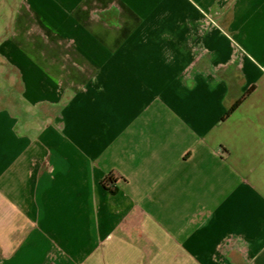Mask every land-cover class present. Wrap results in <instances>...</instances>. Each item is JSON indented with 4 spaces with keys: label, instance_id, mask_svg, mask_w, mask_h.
<instances>
[{
    "label": "crops",
    "instance_id": "obj_1",
    "mask_svg": "<svg viewBox=\"0 0 264 264\" xmlns=\"http://www.w3.org/2000/svg\"><path fill=\"white\" fill-rule=\"evenodd\" d=\"M0 264H264V0H0Z\"/></svg>",
    "mask_w": 264,
    "mask_h": 264
},
{
    "label": "trees",
    "instance_id": "obj_2",
    "mask_svg": "<svg viewBox=\"0 0 264 264\" xmlns=\"http://www.w3.org/2000/svg\"><path fill=\"white\" fill-rule=\"evenodd\" d=\"M21 92V89H19L17 96H19ZM252 92V90H250L249 92H247L246 95L250 94ZM246 96H244L242 99H240L235 106L228 112L225 114V116L223 117V120L227 119L228 117H230V115H232V113L234 112V110L237 108V106L245 99ZM39 111H40V106L38 107ZM21 115V114H20ZM21 116H25L26 119H33L35 116L32 115H28V114H23ZM23 122V120H21V123ZM20 126L16 127V130L19 131L20 130ZM116 183L115 179L113 176L109 175L107 177H105L102 181V185L103 187L109 192L110 195H116L118 190L114 187V184Z\"/></svg>",
    "mask_w": 264,
    "mask_h": 264
},
{
    "label": "rangeland",
    "instance_id": "obj_3",
    "mask_svg": "<svg viewBox=\"0 0 264 264\" xmlns=\"http://www.w3.org/2000/svg\"><path fill=\"white\" fill-rule=\"evenodd\" d=\"M42 1H43V3L47 4V1H48V0H42ZM26 61H28V60H25V61H23V62H26ZM25 65L28 66L29 64L26 63ZM39 79H41V73H38V72H37V73H33V76H32V77H29V76L27 77V81H28V89L30 90V94H31L32 96H34V97H36V93L38 92V87L35 86L34 84H36L37 80H39ZM245 93H246V92H245ZM19 97H20V96H19ZM12 98H14V96H12ZM21 98H22V97H21ZM30 100H31L30 98H28V99L23 98V101H24L26 104H28V102H29ZM31 101H32V100H31ZM31 106H32V105H30V107H28V108L26 109L27 112L30 110ZM24 114H27V113L24 112ZM22 115H23V114H22ZM21 120H23V122H22L23 124L29 121V119H26L25 116H21Z\"/></svg>",
    "mask_w": 264,
    "mask_h": 264
}]
</instances>
